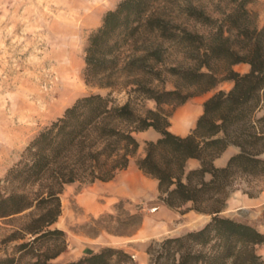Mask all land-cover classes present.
I'll list each match as a JSON object with an SVG mask.
<instances>
[{
    "label": "trees",
    "instance_id": "16d2710c",
    "mask_svg": "<svg viewBox=\"0 0 264 264\" xmlns=\"http://www.w3.org/2000/svg\"><path fill=\"white\" fill-rule=\"evenodd\" d=\"M167 3L183 8L191 23L209 26L213 22L202 10L184 8L179 0H121L104 14L87 39L83 75L87 85L109 92L77 98L34 136L1 180L0 220L12 222L5 244L14 246L11 253L0 250V264H55L67 246L65 232L52 229L62 214L65 187L113 180L129 167L140 147L136 133L150 128L161 138L146 143V155L136 164L159 181L160 200L172 208L191 202L190 209L213 213L197 230L152 241L146 249L151 264H264L258 253L264 234L251 224L221 215L236 175L264 173L260 158L264 148H248L263 142L264 133L246 134L248 126L254 128L252 117L264 102V28L251 35L244 32L250 42L242 56L224 45L223 36L206 44L201 35L165 12L161 5ZM167 45L185 59L198 60L195 68L172 66L169 73L187 86H204L199 95L224 81L234 82L230 92L219 91L205 103L196 129L185 138L168 130L171 113L162 108L181 106L192 97L178 89L159 88ZM212 61L228 64L223 76L212 71ZM240 63L249 64L250 72L235 71L233 66ZM127 89L128 99L122 103L114 94ZM132 95L152 101L155 108L139 109ZM220 133L224 136L215 138ZM232 143L242 152L227 167L215 168L213 160ZM189 159L200 160L202 168L186 172ZM207 174L212 176L210 181L205 180ZM132 219L135 228L143 221L138 214ZM69 264L135 263L122 249L104 248Z\"/></svg>",
    "mask_w": 264,
    "mask_h": 264
},
{
    "label": "rangeland",
    "instance_id": "374dc122",
    "mask_svg": "<svg viewBox=\"0 0 264 264\" xmlns=\"http://www.w3.org/2000/svg\"><path fill=\"white\" fill-rule=\"evenodd\" d=\"M179 2L184 8L190 5L202 10L213 22L209 26L194 24L187 20L183 8L179 10L171 3L162 4L161 7H164L169 15L175 16L183 27L187 26L201 35L202 41L206 44L223 36L224 45L242 56L245 53V46L250 42L243 35L244 32L251 35L255 30L259 32L264 28V0H179ZM110 7L112 0H0V182L19 160L34 136L60 118L77 98L92 93L106 95L109 92L107 89L87 85L83 73L87 39L90 33L98 28V22ZM262 42L264 45V38ZM200 48L202 49L200 56L204 58L203 45H200ZM165 49L167 52L165 64L162 66L163 83L159 84V88L167 91L178 89L192 97L199 95L204 86H187L182 79L169 73L172 66L195 68V65L199 64L198 60L185 59L181 53L168 45ZM211 64L215 74L218 76L225 74L228 66L226 62L212 61ZM235 66L240 70L250 65L240 63ZM202 72H207V69L203 68ZM127 92L129 89L119 90L114 96L123 103L128 99ZM131 98L139 105V109L155 108L152 101H143L135 95ZM176 107L162 105L166 113H172ZM251 123L254 128L248 126L246 134L264 133V102L254 113ZM247 140L253 142L252 139ZM248 148L262 151L264 141ZM260 157L264 158L263 152ZM238 175L234 177L229 187L235 188L239 185L240 182L234 183ZM257 176L261 177V180L251 186V192H258L259 188H264V173ZM252 181L246 179L245 183L250 184ZM93 188V184L80 183L65 187L61 196L62 215L52 229L65 230L66 243L70 239L84 238L100 241L99 251L104 248H117L128 253L131 249L136 251L143 249L150 260L146 249L152 241L160 242L166 238L178 237L206 224L180 230L173 226L171 230L162 232L158 237L127 245L109 244L113 238L131 235L136 229L132 216L137 214L142 218L150 216L155 206L123 200L104 213H90L78 200L80 196L92 192ZM222 216L251 224L264 234V211L259 214L244 213L243 218L224 214ZM9 224L12 222L0 220V250L6 249L11 253L14 245L5 244L7 231L11 230ZM150 227L152 235L158 230L157 222L152 221ZM97 243L95 245H98ZM66 250L67 246L64 252ZM258 253L264 258V245L258 247ZM133 261L136 264L135 259ZM53 263L71 262L63 259L61 254Z\"/></svg>",
    "mask_w": 264,
    "mask_h": 264
},
{
    "label": "crops",
    "instance_id": "0c3cea01",
    "mask_svg": "<svg viewBox=\"0 0 264 264\" xmlns=\"http://www.w3.org/2000/svg\"><path fill=\"white\" fill-rule=\"evenodd\" d=\"M120 1L121 0H112V7L106 10L104 13L114 9ZM101 20L102 17L98 22L97 27L101 25ZM234 70L240 74H247L250 72L251 67L244 66L239 70L235 66ZM233 87L234 82L224 81L214 89L204 94L194 96L185 104L176 107L170 114V126L168 130L172 134L182 138L191 135L197 127L198 120L204 114L205 103L219 91H225L228 93L233 89ZM223 136V133H220L215 138H220ZM136 138L140 143V147L134 158L131 159L129 167L120 171L116 177L109 182L93 183L94 188L92 192L84 196H80L78 200L80 205H82L84 209L90 213H104L109 211L110 208L115 204L123 200L139 203L142 205L145 204L155 206V209H152V215L144 216L141 225L137 227L131 235L113 238L111 241H109V244H132L134 242L158 237L162 232H168V230H171L173 226L174 228L180 230L186 227H201L207 223L213 217L212 212L194 211L190 209L192 207L191 202L175 208L168 206L164 201L160 200L159 181L151 176L146 175L137 167V160L144 158L146 155V143L156 142L161 138V133L153 128H150L148 130L136 133ZM241 152L242 150L238 145L233 143L229 144L221 153V155L213 160V166L217 169L225 168L227 167L231 158L240 154ZM201 168L202 163L198 159H189L186 162V172L199 170ZM211 179V175L207 174L205 176L206 181H210ZM246 179H248V181H253L250 184H246ZM260 180L261 177L258 176L252 177L243 174L238 175L234 183H240L235 188L228 187V195L226 197L225 206L222 209L221 214L230 217L243 218L244 213L259 214L263 212L264 188H259L258 192H251V186L256 185ZM152 221L157 222L158 230H155L156 234L154 233L151 235L150 224ZM55 224H57V222ZM96 242H98V245H95ZM100 248V241L84 238H78V240L70 239L67 242L66 252L62 253V258L67 262H75L83 257L98 253ZM128 253L132 256H135L136 264H151L148 255L143 249L140 251L131 249L128 251Z\"/></svg>",
    "mask_w": 264,
    "mask_h": 264
},
{
    "label": "built area",
    "instance_id": "2783aa9c",
    "mask_svg": "<svg viewBox=\"0 0 264 264\" xmlns=\"http://www.w3.org/2000/svg\"><path fill=\"white\" fill-rule=\"evenodd\" d=\"M133 259H135V256H132Z\"/></svg>",
    "mask_w": 264,
    "mask_h": 264
}]
</instances>
